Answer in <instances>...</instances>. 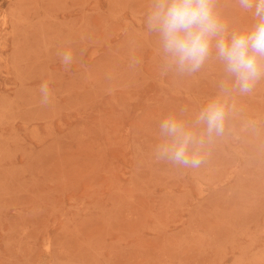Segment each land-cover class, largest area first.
<instances>
[{
  "label": "rangeland",
  "instance_id": "1",
  "mask_svg": "<svg viewBox=\"0 0 264 264\" xmlns=\"http://www.w3.org/2000/svg\"><path fill=\"white\" fill-rule=\"evenodd\" d=\"M150 3L0 0V264H264V81L199 168L157 161L160 120L191 122L226 77L212 57L165 72Z\"/></svg>",
  "mask_w": 264,
  "mask_h": 264
},
{
  "label": "clouds",
  "instance_id": "2",
  "mask_svg": "<svg viewBox=\"0 0 264 264\" xmlns=\"http://www.w3.org/2000/svg\"><path fill=\"white\" fill-rule=\"evenodd\" d=\"M236 3L253 17L250 26L239 30L230 29L221 17L217 0H151L144 23L158 39L165 72L192 75L212 57L222 65L226 77L217 96L191 122L172 113L160 120V140L153 149L157 161L199 168L215 138L225 134L229 116L236 113V105L230 102L232 93L250 95L264 81V0ZM59 55L64 66L73 64L71 50ZM39 94L41 105L52 103L48 81L40 84Z\"/></svg>",
  "mask_w": 264,
  "mask_h": 264
}]
</instances>
